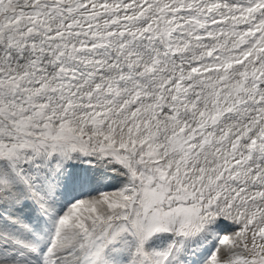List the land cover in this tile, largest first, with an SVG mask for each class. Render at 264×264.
<instances>
[{
    "label": "snow or ice",
    "instance_id": "6c2138e0",
    "mask_svg": "<svg viewBox=\"0 0 264 264\" xmlns=\"http://www.w3.org/2000/svg\"><path fill=\"white\" fill-rule=\"evenodd\" d=\"M0 264H264V0H0Z\"/></svg>",
    "mask_w": 264,
    "mask_h": 264
}]
</instances>
